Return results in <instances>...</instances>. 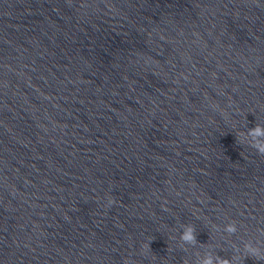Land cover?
<instances>
[{"label": "water", "instance_id": "obj_1", "mask_svg": "<svg viewBox=\"0 0 264 264\" xmlns=\"http://www.w3.org/2000/svg\"><path fill=\"white\" fill-rule=\"evenodd\" d=\"M256 124L264 0H0V264H264Z\"/></svg>", "mask_w": 264, "mask_h": 264}, {"label": "clouds", "instance_id": "obj_2", "mask_svg": "<svg viewBox=\"0 0 264 264\" xmlns=\"http://www.w3.org/2000/svg\"><path fill=\"white\" fill-rule=\"evenodd\" d=\"M244 139H241L242 143L245 140L251 138V142L247 143L250 147L254 148L258 154L264 155V126L256 124L255 127L248 129L246 133H243ZM115 201L112 197L108 198V204L111 205ZM183 231L180 234L181 246L195 245L197 243L195 229L191 224L183 225ZM214 228L218 226L213 225ZM223 231L229 235L234 234L238 231L237 224L232 221L224 226ZM145 247V246H144ZM146 248V247H145ZM244 252L247 256H251L257 260H264V251L260 247L255 246L251 241L245 242L243 245ZM237 253L240 252L238 247L235 248ZM236 257L231 259L221 258L218 255H214L211 251L206 252L203 256L198 257L197 264H234Z\"/></svg>", "mask_w": 264, "mask_h": 264}]
</instances>
